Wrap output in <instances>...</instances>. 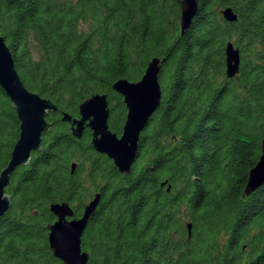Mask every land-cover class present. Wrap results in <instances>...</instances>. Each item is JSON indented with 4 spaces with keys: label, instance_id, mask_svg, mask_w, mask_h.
<instances>
[{
    "label": "trees",
    "instance_id": "1",
    "mask_svg": "<svg viewBox=\"0 0 264 264\" xmlns=\"http://www.w3.org/2000/svg\"><path fill=\"white\" fill-rule=\"evenodd\" d=\"M180 19L181 0H0V36L23 85L58 108L42 151L6 189L0 264H64L48 242L50 207L68 203L79 219L96 194L82 238L88 264H264V186L244 191L264 139V0H199L184 34ZM229 42L241 57L234 79ZM155 58L165 60L161 105L124 175L89 129L79 140L62 117L107 95L120 137L127 108L113 85L140 81ZM19 137L0 86V175Z\"/></svg>",
    "mask_w": 264,
    "mask_h": 264
},
{
    "label": "water",
    "instance_id": "2",
    "mask_svg": "<svg viewBox=\"0 0 264 264\" xmlns=\"http://www.w3.org/2000/svg\"><path fill=\"white\" fill-rule=\"evenodd\" d=\"M199 0H181V32L184 34L191 26L198 12ZM225 21L235 23L238 18L231 8L223 10ZM226 77L234 79L240 72V50L229 42L226 45ZM165 60L153 59L138 82L125 79L117 81L113 90L123 97L127 108V118L123 133L119 137L109 129L110 107L107 95H94L79 107L80 117L73 119L64 114L62 121L70 124L72 135L81 139L86 128L92 131L94 150L106 155L114 162L121 174L129 175L137 159L140 136L148 122L159 109L162 101V88L159 81ZM0 86L11 101L20 121V137L11 154V160L0 175V218L9 210L12 197L6 193L10 179L17 168L30 163L33 153L42 151V138L51 128L47 118L58 111L51 101L39 94L30 92L22 83L13 57L5 40L0 36ZM76 165H72V174ZM264 185V139L262 155L257 165L250 171L245 187L249 196ZM100 194L85 207L81 218H76L68 203L53 204L51 213L55 223L48 225V242L53 256L64 264H88L89 255L82 249V238L91 216L100 203ZM189 232L192 226L187 225Z\"/></svg>",
    "mask_w": 264,
    "mask_h": 264
},
{
    "label": "flooded vegetation",
    "instance_id": "3",
    "mask_svg": "<svg viewBox=\"0 0 264 264\" xmlns=\"http://www.w3.org/2000/svg\"><path fill=\"white\" fill-rule=\"evenodd\" d=\"M109 107H110V106H109ZM86 129H89V130H90V128H88V127H87ZM90 131H91V130H90ZM91 133H92V131H91ZM263 186H264V185H263ZM263 186H262V187H263ZM259 189H260V188H259ZM259 189H258V190H259Z\"/></svg>",
    "mask_w": 264,
    "mask_h": 264
}]
</instances>
